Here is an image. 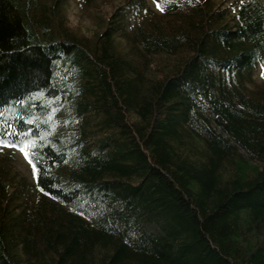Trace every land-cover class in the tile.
I'll return each mask as SVG.
<instances>
[{
	"label": "trees",
	"instance_id": "16d2710c",
	"mask_svg": "<svg viewBox=\"0 0 264 264\" xmlns=\"http://www.w3.org/2000/svg\"><path fill=\"white\" fill-rule=\"evenodd\" d=\"M65 1L0 0L32 171L23 198L0 167V264H264V7L121 0L81 35Z\"/></svg>",
	"mask_w": 264,
	"mask_h": 264
},
{
	"label": "rangeland",
	"instance_id": "374dc122",
	"mask_svg": "<svg viewBox=\"0 0 264 264\" xmlns=\"http://www.w3.org/2000/svg\"><path fill=\"white\" fill-rule=\"evenodd\" d=\"M214 1L221 5L228 4L230 0ZM257 1L264 7V0ZM118 2L120 3L121 0H67L60 5L59 12L63 16L62 21L72 32L92 35L98 30L104 16L118 5ZM259 70V67L256 68L255 77L259 74ZM0 167L5 171V184L10 190L22 181L21 179H24L26 188L20 197H26L32 171L23 154L15 148L0 146Z\"/></svg>",
	"mask_w": 264,
	"mask_h": 264
}]
</instances>
